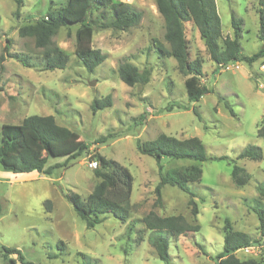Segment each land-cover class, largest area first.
<instances>
[{
  "label": "rangeland",
  "instance_id": "rangeland-1",
  "mask_svg": "<svg viewBox=\"0 0 264 264\" xmlns=\"http://www.w3.org/2000/svg\"><path fill=\"white\" fill-rule=\"evenodd\" d=\"M62 1L0 0V56L4 55L0 145L3 124H20L33 114H51L72 130L73 153L81 150L76 157H70L73 153L51 155L46 167L57 165L51 175L13 173L0 165V249L18 248L33 264H167L150 244L151 231L142 221L151 210L161 216L182 214L200 225L198 232L170 237V264H216V256L223 250L225 219L256 237L259 220L252 206L260 197L258 187L264 186V158L237 156L248 145L264 146L258 135L264 126V57L251 64L238 61L217 67L198 29L187 23L190 58L203 60V83L212 89L191 102L184 85L186 76L176 60L160 56L155 47L156 40L168 47L156 0H112L131 3L142 12V18L126 30L95 31L92 47L106 53L107 59L89 72L76 56L77 26L62 27L53 42L69 56V62L65 69L47 70L41 63L42 50L32 37L21 36L19 29ZM216 3L223 36L233 35V11L243 20L242 53L258 52L264 46L259 38L258 0ZM16 56L31 60V66L23 65ZM124 58L139 68L151 66L150 81L134 86L124 83L118 74ZM91 81L95 85H89ZM107 95L112 97V106L93 112L92 101ZM163 133L179 139L198 137L205 146L208 159L204 161L161 160L164 171L182 165L202 168L201 180L189 183L199 207L196 217L191 214L189 195L176 186H164L161 202H156L159 167L154 157L138 151L137 141L148 142ZM99 155L118 161L132 173L131 213L126 223L107 214L103 222L88 228L66 194L74 192L84 200L92 192L98 179L90 161L99 162ZM222 156L226 158L214 159ZM231 159L249 172L247 184L233 182ZM59 241L66 244L65 251L59 249ZM237 255L240 259L250 256L245 249ZM0 263L9 264V258L0 255Z\"/></svg>",
  "mask_w": 264,
  "mask_h": 264
},
{
  "label": "trees",
  "instance_id": "trees-1",
  "mask_svg": "<svg viewBox=\"0 0 264 264\" xmlns=\"http://www.w3.org/2000/svg\"><path fill=\"white\" fill-rule=\"evenodd\" d=\"M230 1V0H229ZM259 38L264 41V0H258ZM159 13L165 21V40L168 47L155 41V47L160 56L172 57L176 60L179 71L186 76L184 85L187 97L191 102L198 101L203 95L212 91L203 83L204 65L200 57L190 58L189 39L187 37V23H192L204 40L207 53L217 67L227 66L231 62L245 61L249 64L260 57H264V46L253 55H244L240 38L243 32V20L236 17L232 11V36H223L222 21L216 0H156ZM96 12V14H94ZM142 18V12L131 3L112 0H64L58 7H50L46 14L34 22L23 25L19 33L23 37H32L37 48L42 50V66L47 70L65 69L69 56L53 42L54 36L62 27L76 25V56L81 64L93 72L108 57L100 49L92 47L93 35L96 30L111 28L126 30L137 25ZM6 49L8 47L6 46ZM23 65L31 66L32 62L26 57L16 56ZM0 56V74L3 71ZM153 72L151 66L139 68L128 58H124L118 65L121 80L129 86L147 84ZM111 95L95 98L91 108L93 112L112 106ZM230 113L234 110L227 105ZM258 135L264 141V126L258 130ZM72 130L59 124L53 115L33 114L23 119L20 124H3L0 145V165L13 173H27L36 171L40 174L51 175L56 166L46 167L51 155L71 154ZM85 148V147H84ZM137 149L142 154L154 157L159 167L160 180L155 187L156 202H161L162 189L166 185L176 186L189 195L188 204L191 214L196 217L199 213L196 194L190 188V182L201 180L203 170L198 165H182L163 170V157L173 159H191L204 161L208 159L205 146L198 137L179 139L167 134H160L156 139L137 141ZM81 150L70 155L76 157ZM214 157V159H222ZM238 159L249 158L261 160L264 158V146L248 145L241 151ZM99 166L94 169L98 179L92 192L83 200L80 195L68 192L67 198L72 202L78 216L88 228L103 222L107 214H112L121 222L126 223L131 213V196L134 177L130 170L116 160L105 156H98ZM233 182L243 186L250 181V174L244 166L231 159ZM260 197L255 199L252 209L258 216L259 237L238 230L229 219H225L222 227L224 235L223 250L216 256V264H264V186L258 187ZM51 200L47 201V208L52 209ZM1 212V204H0ZM142 221L151 231L149 242L158 257L170 264L169 239L180 235L198 232L200 225L187 220L182 214L161 216L151 210ZM128 230L132 228L128 224ZM142 239V238H141ZM62 251L66 250L64 241L58 242ZM260 246L259 258L240 259L236 252L243 248ZM202 250V247L200 246ZM127 253V250H125ZM15 254L17 257L11 258ZM0 255L9 258V264H33L25 260L20 249L2 246ZM97 263V261H95ZM3 264V263H0ZM83 264H87L84 262ZM98 264V263H97Z\"/></svg>",
  "mask_w": 264,
  "mask_h": 264
},
{
  "label": "crops",
  "instance_id": "crops-1",
  "mask_svg": "<svg viewBox=\"0 0 264 264\" xmlns=\"http://www.w3.org/2000/svg\"><path fill=\"white\" fill-rule=\"evenodd\" d=\"M243 231V230H242ZM256 237H259V234H257V236ZM243 249H245L247 252H248V254L250 255L248 258H245V259H242V260H246V259H249V258H259V256H260V252H261V250H262V248L260 247V246H252V247H248V248H243ZM240 250H242V249H240ZM240 250H238L237 252H236V255L238 254V252L240 251ZM238 256V255H237Z\"/></svg>",
  "mask_w": 264,
  "mask_h": 264
},
{
  "label": "built area",
  "instance_id": "built-area-1",
  "mask_svg": "<svg viewBox=\"0 0 264 264\" xmlns=\"http://www.w3.org/2000/svg\"><path fill=\"white\" fill-rule=\"evenodd\" d=\"M261 67L264 69V64ZM98 166H99V162L97 160L90 161V167L91 168H97Z\"/></svg>",
  "mask_w": 264,
  "mask_h": 264
},
{
  "label": "water",
  "instance_id": "water-1",
  "mask_svg": "<svg viewBox=\"0 0 264 264\" xmlns=\"http://www.w3.org/2000/svg\"><path fill=\"white\" fill-rule=\"evenodd\" d=\"M89 85H91V86L95 85V81H91V82L89 83Z\"/></svg>",
  "mask_w": 264,
  "mask_h": 264
}]
</instances>
